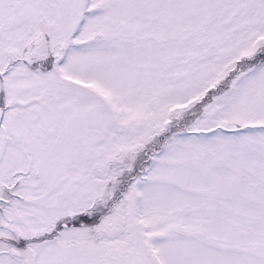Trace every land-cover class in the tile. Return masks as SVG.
Here are the masks:
<instances>
[{
	"label": "snow or ice",
	"instance_id": "1",
	"mask_svg": "<svg viewBox=\"0 0 264 264\" xmlns=\"http://www.w3.org/2000/svg\"><path fill=\"white\" fill-rule=\"evenodd\" d=\"M0 264H264V0H0Z\"/></svg>",
	"mask_w": 264,
	"mask_h": 264
}]
</instances>
